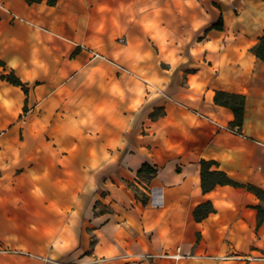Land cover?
Returning a JSON list of instances; mask_svg holds the SVG:
<instances>
[{
  "label": "crops",
  "instance_id": "crops-1",
  "mask_svg": "<svg viewBox=\"0 0 264 264\" xmlns=\"http://www.w3.org/2000/svg\"><path fill=\"white\" fill-rule=\"evenodd\" d=\"M0 19L29 90L0 83V264H264V204L201 182L215 162L264 190V0H0ZM218 91L245 96L241 130Z\"/></svg>",
  "mask_w": 264,
  "mask_h": 264
},
{
  "label": "trees",
  "instance_id": "trees-1",
  "mask_svg": "<svg viewBox=\"0 0 264 264\" xmlns=\"http://www.w3.org/2000/svg\"><path fill=\"white\" fill-rule=\"evenodd\" d=\"M43 0H26L29 4L41 3ZM57 0H49V4L54 6ZM1 22V19H0ZM223 19H219L216 25H213L210 30L217 29L222 30ZM255 55L262 62H264V37L259 40L256 46ZM8 82L11 85L21 87L26 95H28L29 90L27 86L17 77L13 70H8L7 65L4 61L0 59V83ZM246 98L243 95H236L227 92L218 91L215 96V103L218 106L229 108L232 110L235 121L232 123L233 127H238L239 130L242 129L244 124V110H245ZM213 166H217L215 162H201V182L202 189L204 193H208L215 189L217 186H231L235 188H246L248 191L252 192L257 196V198L264 204V190L253 185H241L233 181L227 176V174L220 170H211ZM156 170L151 168L149 165H145L138 173L140 178L145 180H152L156 176ZM147 202V197L144 196L143 203ZM258 211V226L260 227L264 223V206L260 205L257 207ZM215 209L211 203H205L198 206L194 211V217L197 222H201L206 219L210 214L214 213Z\"/></svg>",
  "mask_w": 264,
  "mask_h": 264
},
{
  "label": "built area",
  "instance_id": "built-area-1",
  "mask_svg": "<svg viewBox=\"0 0 264 264\" xmlns=\"http://www.w3.org/2000/svg\"><path fill=\"white\" fill-rule=\"evenodd\" d=\"M92 58L94 60H103V61H108V58L102 54H99L97 52H92ZM229 132L233 133V134H238V130L236 129H228ZM141 257L148 259V260H153V259H175V260H181L183 258H185L186 256L183 255L180 250L175 253V254H144ZM256 259L264 261V255H261L260 257H257Z\"/></svg>",
  "mask_w": 264,
  "mask_h": 264
},
{
  "label": "rangeland",
  "instance_id": "rangeland-1",
  "mask_svg": "<svg viewBox=\"0 0 264 264\" xmlns=\"http://www.w3.org/2000/svg\"><path fill=\"white\" fill-rule=\"evenodd\" d=\"M163 68H167V66L165 65H163L162 66ZM43 261V263L44 264H65L64 262H56V261H51V260H42ZM87 261H90V260H86L85 262H87Z\"/></svg>",
  "mask_w": 264,
  "mask_h": 264
}]
</instances>
